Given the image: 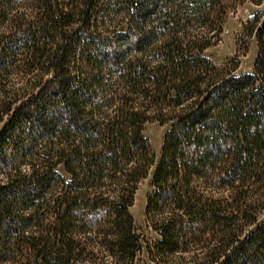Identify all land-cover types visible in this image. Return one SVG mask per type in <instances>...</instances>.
I'll use <instances>...</instances> for the list:
<instances>
[{
	"label": "trees",
	"instance_id": "1",
	"mask_svg": "<svg viewBox=\"0 0 264 264\" xmlns=\"http://www.w3.org/2000/svg\"><path fill=\"white\" fill-rule=\"evenodd\" d=\"M244 1L0 0V264H264L262 13L205 52Z\"/></svg>",
	"mask_w": 264,
	"mask_h": 264
},
{
	"label": "rangeland",
	"instance_id": "2",
	"mask_svg": "<svg viewBox=\"0 0 264 264\" xmlns=\"http://www.w3.org/2000/svg\"><path fill=\"white\" fill-rule=\"evenodd\" d=\"M255 11L262 13L264 18V0L255 3L254 0H245L236 8L228 13L226 21L222 26L219 38L214 39V43L208 46L205 50L207 56L217 62H224L227 57L237 54L239 64L234 74L250 72L252 70L253 59L256 52V44L253 39H249L247 48L244 49V36H240L241 23ZM107 25V24H106ZM115 26V25H114ZM116 29L119 27L115 26ZM168 124H160L158 121H149L143 124V133L148 138L154 153L155 161L148 169V173L139 183L134 193V200L129 210L133 216L137 231L139 232L142 241L156 237V233L151 229L144 218V204L147 192L151 187V175L155 163L159 157L162 136ZM264 216H261L263 219ZM133 264H154L148 260L144 249L137 254Z\"/></svg>",
	"mask_w": 264,
	"mask_h": 264
}]
</instances>
